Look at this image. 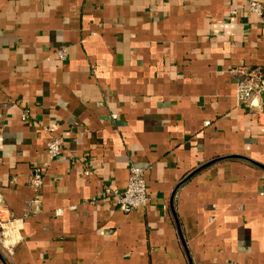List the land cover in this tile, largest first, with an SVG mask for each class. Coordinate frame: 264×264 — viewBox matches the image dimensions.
Masks as SVG:
<instances>
[{"label": "crops", "instance_id": "0c3cea01", "mask_svg": "<svg viewBox=\"0 0 264 264\" xmlns=\"http://www.w3.org/2000/svg\"><path fill=\"white\" fill-rule=\"evenodd\" d=\"M248 1L0 0V218L19 227L0 264H264ZM131 164L151 200L125 212L103 193Z\"/></svg>", "mask_w": 264, "mask_h": 264}, {"label": "built area", "instance_id": "2783aa9c", "mask_svg": "<svg viewBox=\"0 0 264 264\" xmlns=\"http://www.w3.org/2000/svg\"><path fill=\"white\" fill-rule=\"evenodd\" d=\"M247 6L248 11L262 17L264 8L261 2L249 0ZM236 13V11L231 12V14ZM58 54L61 60H66L67 55L64 51L60 50ZM239 73L242 79L237 84V100L240 104L245 105L252 112L256 113L259 122H262L264 125V104L261 100V94L264 91V77L257 70H240ZM206 124H209V122H206ZM62 146L63 142L61 139H53L48 143L47 149L52 158L60 156ZM41 183V178L37 177L35 184L40 185ZM103 196L113 198L125 212L146 207L151 198L148 193L145 168L140 165L131 164L127 187L124 190L107 187ZM17 233H19L17 219L0 218V237L5 247L11 248L15 244L14 237Z\"/></svg>", "mask_w": 264, "mask_h": 264}, {"label": "water", "instance_id": "95a60500", "mask_svg": "<svg viewBox=\"0 0 264 264\" xmlns=\"http://www.w3.org/2000/svg\"><path fill=\"white\" fill-rule=\"evenodd\" d=\"M262 95H263V102H264V91L262 92ZM262 95H261V96H262Z\"/></svg>", "mask_w": 264, "mask_h": 264}]
</instances>
